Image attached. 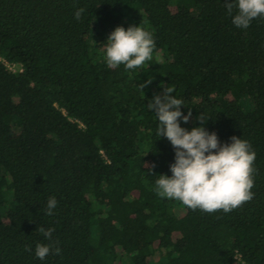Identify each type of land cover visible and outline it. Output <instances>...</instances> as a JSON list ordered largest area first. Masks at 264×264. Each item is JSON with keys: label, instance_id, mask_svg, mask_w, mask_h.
I'll list each match as a JSON object with an SVG mask.
<instances>
[{"label": "trees", "instance_id": "obj_1", "mask_svg": "<svg viewBox=\"0 0 264 264\" xmlns=\"http://www.w3.org/2000/svg\"><path fill=\"white\" fill-rule=\"evenodd\" d=\"M235 14L225 0H0V264H264V17L241 29ZM140 25L152 60L109 68L110 34ZM166 86L192 112L181 127L250 143V201L208 213L156 194L175 149L148 103Z\"/></svg>", "mask_w": 264, "mask_h": 264}, {"label": "clouds", "instance_id": "obj_2", "mask_svg": "<svg viewBox=\"0 0 264 264\" xmlns=\"http://www.w3.org/2000/svg\"><path fill=\"white\" fill-rule=\"evenodd\" d=\"M225 8L229 16L236 10L232 23L241 29H247L252 20L264 17V0H225ZM83 12L84 9L77 10L75 18L79 20ZM154 48L152 34L141 25L130 26L127 30L119 26L107 40L106 63L109 68L120 65L129 70L139 68L152 60ZM173 92V87L166 86L163 96L156 95L148 103L159 121L157 134L166 137L175 149V163L170 166L172 176L159 175L155 181L156 194L208 213L220 210L229 213L250 201L256 158L250 143L233 136L230 144H221L217 134L208 132L203 126L190 131L181 127L180 119L188 123L192 112L182 113L184 101L173 96ZM198 119L202 124L206 122L203 115ZM56 206V198L50 197L46 215H53ZM38 231L51 240L54 229L41 226ZM52 252V244H37L35 249L36 257L41 260ZM60 253L61 249L55 247L54 254Z\"/></svg>", "mask_w": 264, "mask_h": 264}, {"label": "rangeland", "instance_id": "obj_3", "mask_svg": "<svg viewBox=\"0 0 264 264\" xmlns=\"http://www.w3.org/2000/svg\"><path fill=\"white\" fill-rule=\"evenodd\" d=\"M13 69H15V68H13ZM245 102H247V101L245 100Z\"/></svg>", "mask_w": 264, "mask_h": 264}]
</instances>
